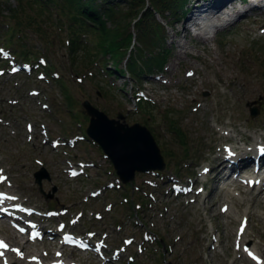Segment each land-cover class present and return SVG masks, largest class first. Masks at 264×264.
Returning a JSON list of instances; mask_svg holds the SVG:
<instances>
[{
    "label": "rangeland",
    "instance_id": "1",
    "mask_svg": "<svg viewBox=\"0 0 264 264\" xmlns=\"http://www.w3.org/2000/svg\"><path fill=\"white\" fill-rule=\"evenodd\" d=\"M250 5L248 2L245 7ZM15 8L16 0H0V45L15 51L17 39L10 43V36L16 31L17 37L27 39L29 53L44 55L48 64L32 75L8 71L0 75V171L9 176L13 192L43 210L67 207L65 220L82 212L75 230L83 231L85 225L96 229L100 237L107 234L113 248L119 247L124 238L134 236L121 264H128L130 254L135 257L134 264H250L236 258L233 241L240 217L251 215L247 244L264 247V208L258 199L248 200L256 195L255 190L236 186L219 191L216 182L211 181L201 198L192 203L189 198L171 194L169 187L172 178L184 182L200 178L197 172L211 165L217 148L225 143L222 133H229L242 147H250L254 139L264 136V11L248 10L216 37L187 39L186 53L179 45L183 33L174 35L181 22L171 15L158 16L164 48L171 50L167 64L157 77H141L135 83L125 71L126 59L114 60L109 54L93 58L92 47L87 50L69 44L67 29L52 7L50 12L29 6L14 12ZM92 35L95 41L96 34ZM24 61L17 57V62ZM116 61L124 74L114 70ZM0 67H8V62L0 63ZM101 67L110 69L111 74ZM41 70L45 76H39ZM33 89L38 93L32 94ZM137 89L149 97L138 101L139 107L131 93ZM85 100L109 118L130 125L138 122L153 134L166 168L162 174L135 172L133 186H128L126 193L135 199L136 207L148 205L145 211L136 213L126 205L123 187L104 189L109 181H116L117 174L100 147L86 136L90 115L82 105ZM251 107L258 110L254 117ZM26 122L32 123V134ZM75 134L85 135V139L72 148L51 144L52 138ZM242 135L250 139L243 140ZM68 160L95 164L87 175L71 179L66 170ZM41 168L51 176V180H43L45 192L52 191L53 185L59 187L53 197L45 196L35 182L34 173ZM97 188L104 191L91 196ZM226 189L231 193L226 195ZM222 203L232 205L234 217L221 213ZM96 213L102 218L97 219ZM60 219L49 223L55 226ZM145 230L156 233V241L144 242ZM0 232L8 235L14 229L0 225ZM213 233L221 237V245L214 250ZM19 240L24 243L23 238ZM47 243L52 245L37 242L30 244L29 250L43 253ZM144 244L141 252L140 245ZM66 255L89 261L85 252Z\"/></svg>",
    "mask_w": 264,
    "mask_h": 264
},
{
    "label": "trees",
    "instance_id": "2",
    "mask_svg": "<svg viewBox=\"0 0 264 264\" xmlns=\"http://www.w3.org/2000/svg\"><path fill=\"white\" fill-rule=\"evenodd\" d=\"M186 1L16 0L17 9L12 10L15 12L19 8L23 11L29 6L31 9L50 12L52 7L57 20L67 26L72 46H81L87 50L92 47L94 53H90V56L93 58L96 55L109 54L114 60H123L129 54L127 70L137 79L144 70L164 66L168 48H164L163 26L158 16L166 18L171 15L174 18ZM166 23L169 24V21ZM132 28L136 32L132 31ZM84 30L96 34V39L91 45H82L78 41Z\"/></svg>",
    "mask_w": 264,
    "mask_h": 264
},
{
    "label": "water",
    "instance_id": "3",
    "mask_svg": "<svg viewBox=\"0 0 264 264\" xmlns=\"http://www.w3.org/2000/svg\"><path fill=\"white\" fill-rule=\"evenodd\" d=\"M83 105L90 115L88 134L101 145L125 182L131 181L136 171L165 168L160 148L146 126L138 122L130 125L125 120L109 118L87 100ZM250 110L254 117L256 109L251 107ZM119 118L122 116L119 115ZM35 175L39 183L45 176L43 171Z\"/></svg>",
    "mask_w": 264,
    "mask_h": 264
},
{
    "label": "bare ground",
    "instance_id": "4",
    "mask_svg": "<svg viewBox=\"0 0 264 264\" xmlns=\"http://www.w3.org/2000/svg\"><path fill=\"white\" fill-rule=\"evenodd\" d=\"M224 2V0H222L221 2H217V3H215V4H213L212 6H210L211 8H218L222 3ZM222 6V5H221ZM237 12H239V10H237ZM206 39H208V38H206ZM187 44V42H183V44L181 43L180 45L183 47V48H185V53L187 52V49H188V46L186 45ZM235 127V126H234ZM221 137H222V141H226V140H228V139H230L229 140V142H233L234 143V145H235V142H237L238 140L236 139V138H234L233 136H231L229 133H227V132H224V133H222L221 135H220ZM242 139L243 140H245V139H250L249 138V136L248 135H242ZM264 145V136H260L259 137V140L257 141V140H253L252 141V147H249V146H247V147H242L241 145H237L232 151H234L233 153H231V151H226L225 150V154H226V156H227V160H231V161H234V159L235 158H238V156L239 155H244L243 154V151H258V145ZM245 155H247V152H246V154ZM252 157V155L250 154V156H248L247 157V162L248 163H246V172H250V173H254L253 171H251L250 169H249V164H250V162H251V158ZM254 158V157H253ZM262 159H264V157L262 156L261 157ZM225 159V160H226ZM225 160H223V161H220V163L218 164L219 166L218 167H214V168H216V169H212L213 170V173H216V175L218 176L222 171H223V169L225 168V167H227V166H230L231 165V163H229V161H225ZM263 165H264V161H263ZM249 173V174H250ZM205 175L206 176H208V174H206L205 173ZM249 179V178H248ZM260 180L262 181V183L259 185V188H257L256 187V184H254L253 186H252V188H257V192L255 193L256 195L254 196V197H249L248 198V200L249 201H255V198L256 199H258L257 201H258V203L264 208V173L262 174V176H261V178H260ZM248 181V180H247ZM228 184V183H227ZM230 184V183H229ZM231 184H234V185H238V186H240V183H237V181H231ZM241 187V186H240ZM220 191H222V189H224V183H222L221 185H220ZM225 191V190H224ZM247 191H251V190H247ZM199 193V192H198ZM226 195L227 194H230L231 192L229 191V190H227L226 189V191L224 192ZM198 196H199V194H197ZM206 199H207V197H205ZM205 198H204V200H205ZM224 203H222V205H223ZM251 204V203H250ZM221 205V206H222ZM162 213V212H161ZM222 214H227L228 216H230V217H234V215H235V211H234V209H233V207H232V205H229L228 204V208H227V210L226 211H223V212H221ZM162 215V214H161ZM241 217H243V216H241ZM241 217H240V219H241ZM248 218H249V221L251 220V215H249L248 216ZM239 219V218H238ZM240 219H239V221H240ZM251 224H250V222H248L247 224H246V226L245 227H241V228H238V229H236V231H235V237H237V240L235 239V237H234V241H233V245H235V252L237 253V256H236V258L238 259V258H242V259H246L250 264H260L256 259H255V254H258L261 258H263L264 259V247L262 246V245H258V244H253L252 246H245V244H246V241H247V239H249L248 238V231H247V229H248V227L250 226ZM8 237L9 238H11L14 242H16V236H14L13 234H8ZM220 240H221V237H220V239H218V246H220L221 244L219 243L220 242ZM254 251V252H253ZM264 264V263H263Z\"/></svg>",
    "mask_w": 264,
    "mask_h": 264
},
{
    "label": "snow or ice",
    "instance_id": "5",
    "mask_svg": "<svg viewBox=\"0 0 264 264\" xmlns=\"http://www.w3.org/2000/svg\"><path fill=\"white\" fill-rule=\"evenodd\" d=\"M189 75H192L191 73H189ZM0 246H4V247H6V245H3V244H0Z\"/></svg>",
    "mask_w": 264,
    "mask_h": 264
}]
</instances>
